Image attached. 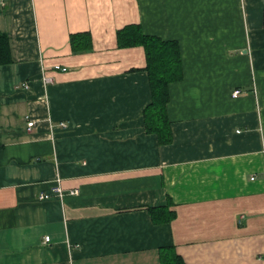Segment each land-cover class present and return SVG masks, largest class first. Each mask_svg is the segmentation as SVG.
Here are the masks:
<instances>
[{
	"label": "crops",
	"instance_id": "0c3cea01",
	"mask_svg": "<svg viewBox=\"0 0 264 264\" xmlns=\"http://www.w3.org/2000/svg\"><path fill=\"white\" fill-rule=\"evenodd\" d=\"M263 12L264 0H0V264H159L170 246L185 264H264ZM130 25L179 45L168 145L144 128V49L117 45ZM75 33L89 50H73ZM168 203L173 218L153 223L148 209Z\"/></svg>",
	"mask_w": 264,
	"mask_h": 264
},
{
	"label": "trees",
	"instance_id": "16d2710c",
	"mask_svg": "<svg viewBox=\"0 0 264 264\" xmlns=\"http://www.w3.org/2000/svg\"><path fill=\"white\" fill-rule=\"evenodd\" d=\"M70 42L74 51L90 49L88 33L71 34ZM117 45L119 48L141 46L144 49L146 61L144 70L148 75L151 95L150 103L144 107L142 112L144 128L146 133L157 137L160 145L170 144L172 132L166 106L169 101V84L182 79V63L178 43L145 35L138 25H130L118 32ZM9 60L8 39L5 34L0 32V63ZM168 206L169 203L164 207L148 209L153 223H168L173 218L174 214L168 209ZM158 255L159 264H185L171 246L159 248Z\"/></svg>",
	"mask_w": 264,
	"mask_h": 264
},
{
	"label": "built area",
	"instance_id": "2783aa9c",
	"mask_svg": "<svg viewBox=\"0 0 264 264\" xmlns=\"http://www.w3.org/2000/svg\"><path fill=\"white\" fill-rule=\"evenodd\" d=\"M54 70H61V71L64 72V71H66V68L56 65V66H54ZM41 82L44 84V86H47V85L53 83V78L51 76H49V75L45 76V75L42 74ZM23 88H27V85H24ZM238 94H239V90L236 89V90H234L232 92V97L235 98V97L238 96ZM33 126H34V122L32 120H28L27 123H26V130L27 131L31 130V128ZM56 183H58V184L52 187V189H51L52 192L51 193L57 194L59 197H61L64 194V192H63L62 188H60L58 180H56ZM76 192H77L76 190H73V191H70L69 194L70 195H74V194H76ZM40 198H43V196L41 195ZM44 240L46 242H48L49 241V237L46 236L44 238Z\"/></svg>",
	"mask_w": 264,
	"mask_h": 264
},
{
	"label": "bare ground",
	"instance_id": "6f19581e",
	"mask_svg": "<svg viewBox=\"0 0 264 264\" xmlns=\"http://www.w3.org/2000/svg\"><path fill=\"white\" fill-rule=\"evenodd\" d=\"M239 95V94H238ZM69 194V193H68Z\"/></svg>",
	"mask_w": 264,
	"mask_h": 264
}]
</instances>
